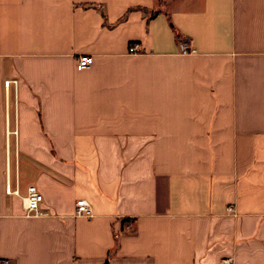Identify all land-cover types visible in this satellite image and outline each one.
Masks as SVG:
<instances>
[{"label": "crops", "instance_id": "1", "mask_svg": "<svg viewBox=\"0 0 264 264\" xmlns=\"http://www.w3.org/2000/svg\"><path fill=\"white\" fill-rule=\"evenodd\" d=\"M226 257L264 264V0H0L1 264Z\"/></svg>", "mask_w": 264, "mask_h": 264}, {"label": "built area", "instance_id": "2", "mask_svg": "<svg viewBox=\"0 0 264 264\" xmlns=\"http://www.w3.org/2000/svg\"><path fill=\"white\" fill-rule=\"evenodd\" d=\"M180 48L183 53H190L194 51L190 48V45L184 41L180 44ZM136 50H137L136 46H131L129 48L130 52H136ZM93 60L94 58L92 55L79 56L76 61V69L83 70L88 68L89 66L92 65ZM6 84L9 85V82H6ZM6 191L8 193L19 195V190L18 189L12 190L10 186L7 187ZM43 202H44V196L42 192L38 189V187L35 185H29L27 187L25 195L23 196V207H24L25 215L28 217H39L44 215V212L42 211L41 208ZM76 207H77L75 212L76 216L86 217L88 219H91L94 216L92 205L87 199L82 198L77 200ZM2 263H7V261H3ZM222 264H234V259L232 257L223 258Z\"/></svg>", "mask_w": 264, "mask_h": 264}, {"label": "trees", "instance_id": "3", "mask_svg": "<svg viewBox=\"0 0 264 264\" xmlns=\"http://www.w3.org/2000/svg\"><path fill=\"white\" fill-rule=\"evenodd\" d=\"M107 264V263H106Z\"/></svg>", "mask_w": 264, "mask_h": 264}]
</instances>
